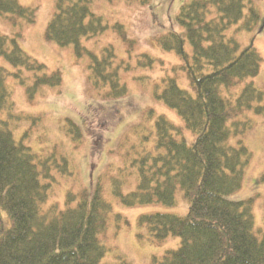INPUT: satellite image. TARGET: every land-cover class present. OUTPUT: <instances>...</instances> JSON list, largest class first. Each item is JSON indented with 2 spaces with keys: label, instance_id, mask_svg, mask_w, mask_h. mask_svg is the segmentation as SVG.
<instances>
[{
  "label": "trees",
  "instance_id": "obj_1",
  "mask_svg": "<svg viewBox=\"0 0 264 264\" xmlns=\"http://www.w3.org/2000/svg\"><path fill=\"white\" fill-rule=\"evenodd\" d=\"M94 1L57 0L45 37L60 47L74 46L78 57L89 55L92 86L104 99H123L128 88L120 79L114 48H105L99 58L82 45L83 39L109 28L91 11ZM127 1L147 6L152 0ZM0 15L21 28L35 24L37 10L19 0H0ZM260 21L250 0H193L176 16L182 33L158 39L164 51L179 57L178 68L185 73L189 90L178 85L176 76H166L156 97L177 112L184 126H175L165 116L155 119L154 144L139 148L134 160L139 174L135 191L124 194L123 183L112 178L113 195L127 207L174 206L178 191L189 203L186 217L157 213L138 218L153 243L170 237L181 240L176 251L161 260L154 258V264H264V233L259 237L255 232L254 199H229L243 187L252 155L242 137L253 126L249 116L264 117V92L249 82L261 72L260 53L252 45L242 49L227 32L234 26L252 32ZM114 30L130 49L136 47L124 26L117 24ZM22 35L0 34V56L13 70L0 66V264H103L113 209L101 179L92 196L87 190L69 191L64 208L45 207L56 174H72L70 162L56 150L46 156L34 153L15 140L10 122L3 118L4 112L15 117L10 77L25 84L29 80L25 73H31L32 97L42 86L59 87L63 82L60 70L49 72L23 51ZM143 57L152 66L154 61ZM68 123L77 139L82 138L79 127ZM187 131L193 135L192 143ZM150 136L143 139L149 141ZM115 217L123 223L118 229L128 224L122 216ZM118 264L128 263L122 259Z\"/></svg>",
  "mask_w": 264,
  "mask_h": 264
},
{
  "label": "rangeland",
  "instance_id": "obj_2",
  "mask_svg": "<svg viewBox=\"0 0 264 264\" xmlns=\"http://www.w3.org/2000/svg\"><path fill=\"white\" fill-rule=\"evenodd\" d=\"M192 1L152 0L147 6L127 0L91 3V11L109 28L97 37L83 39L82 45L99 58L105 48H114L116 62L121 66L120 79L128 88L123 99H104L102 92L92 86L89 55L78 57L74 46L60 47L46 40V29L56 12L57 0H19L21 5L37 10L33 25L22 24L21 28H16L7 16L0 15V34L15 36L21 31L19 45L23 51L45 65L49 72L60 70L63 78L61 86H42L32 97L28 91L34 83L31 73H25L29 77L25 84L10 77L15 117L10 118L4 112L3 118L10 122L15 140L23 141L34 153L46 156L56 150L70 162L72 174H56L57 182L45 207L59 204L64 208L69 191L77 194L87 190L92 196L101 179L104 197L113 209L104 239L108 252L103 264H118L122 259L128 264H154V258L161 260L165 253L180 247L181 240L176 237L161 244L153 243L146 229L138 225V218L157 213L186 217L189 203L182 191L177 192L174 206L156 203L127 207L113 195L112 178L123 183L124 194L135 191L139 174L134 160L139 148L154 144L155 119L165 116L175 126H184L177 112L156 97L157 86L166 76H176L178 85L189 90L186 75L178 68L179 57L174 52L164 51L158 39L172 32L182 33L176 16L183 5ZM250 1L259 11L261 21L252 32L238 31L239 26H234L227 36L234 37L242 49L252 45L260 53L263 58L261 72L249 82L264 92V0ZM117 24L124 26L128 37L136 42L134 49H130L114 30ZM186 50L192 53L188 43ZM143 56L154 61L152 66H148ZM0 66L13 71L1 56ZM249 118L253 126L242 141L252 159L245 170L242 189L229 199H254L255 232L261 237L264 233V117L251 115ZM69 120L79 127L82 138L77 139ZM150 134L149 141H145L143 138ZM186 137L192 143V133L187 131ZM117 215L128 221L120 229L117 225L123 223L116 219ZM3 217L8 220L6 213Z\"/></svg>",
  "mask_w": 264,
  "mask_h": 264
}]
</instances>
